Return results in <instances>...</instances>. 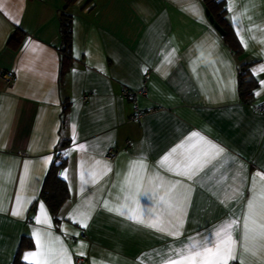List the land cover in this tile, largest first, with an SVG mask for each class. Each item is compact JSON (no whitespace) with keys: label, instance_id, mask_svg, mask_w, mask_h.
<instances>
[{"label":"crops","instance_id":"obj_1","mask_svg":"<svg viewBox=\"0 0 264 264\" xmlns=\"http://www.w3.org/2000/svg\"><path fill=\"white\" fill-rule=\"evenodd\" d=\"M62 7L0 0V264H13L23 236L27 264H224L204 249L229 236L227 264H264V113L248 103L264 101V0H225L238 55L203 0H76L63 86ZM245 63L256 82L247 101ZM142 87L135 102L121 96ZM63 138L69 195L55 224L39 194ZM198 157L210 162L178 174Z\"/></svg>","mask_w":264,"mask_h":264},{"label":"trees","instance_id":"obj_2","mask_svg":"<svg viewBox=\"0 0 264 264\" xmlns=\"http://www.w3.org/2000/svg\"><path fill=\"white\" fill-rule=\"evenodd\" d=\"M63 7L59 14V32L61 37V46L59 49V81L60 85L63 86L65 82V76L73 66V57L71 53V43H72V16L68 13V8L72 6L76 0H62ZM205 9L209 12V15L213 19V23L216 24L220 30L224 42L230 47L231 51L235 54L241 52V46L232 30L231 25L226 18V8L225 0H203ZM23 36V32L17 29L10 37L9 44L14 47L17 46ZM256 82L248 70V64H241L238 67L237 73V89L239 97L243 101H247L251 95L252 90L255 88ZM69 102L65 99L62 103L61 110V131L66 127V119L68 112ZM68 145V139L63 138L55 151V157L51 163L40 194L39 199H41L47 206L53 221L58 224L60 221L59 211L63 204L68 199V187L66 181L57 176V169L65 164V158L58 162L57 158L64 147ZM31 239L27 236H23L19 249L13 260V264H27L20 260V251L26 248H31Z\"/></svg>","mask_w":264,"mask_h":264},{"label":"snow or ice","instance_id":"obj_3","mask_svg":"<svg viewBox=\"0 0 264 264\" xmlns=\"http://www.w3.org/2000/svg\"><path fill=\"white\" fill-rule=\"evenodd\" d=\"M197 133H193V136H197ZM203 139V138H201ZM213 149L215 150L214 155H219L223 149L222 148H218L217 146L213 145L212 146ZM176 150L173 149V152H175ZM205 156H207L208 154L205 153ZM214 158V156H213ZM168 157H164V161H167ZM210 160L209 159H204L201 160L199 157L192 160L190 163L186 164L183 168V170L181 172H179V175H184L187 176L189 179L192 178V176H194L197 172H199L200 170H202V168L205 166V164L209 163ZM142 167V165H141ZM177 167H179V165H177ZM249 207L251 208L252 205L250 204ZM19 212L18 211H14L13 215H18ZM142 222V221H141ZM152 227H156L155 224L150 225ZM262 229H264V225L261 226ZM245 229H246V233H245V238H247L248 233L253 232L254 230L252 228H249L248 224H245ZM163 230V229H161ZM226 232V229L224 230ZM219 235V233H218ZM261 237H264V230L261 231L260 233ZM233 242L231 241V237L229 236L228 239L226 241H224V247H220V246H216L215 251L211 248H206L204 249V253L206 254H211L213 256L218 257L219 259L224 261V264H227V259L232 258L234 259L235 256L233 255V247H232ZM248 249H246L247 251ZM195 255L200 256L202 255L201 253L197 252L195 253ZM191 258V257H189ZM173 264H175V262H173Z\"/></svg>","mask_w":264,"mask_h":264},{"label":"built area","instance_id":"obj_4","mask_svg":"<svg viewBox=\"0 0 264 264\" xmlns=\"http://www.w3.org/2000/svg\"><path fill=\"white\" fill-rule=\"evenodd\" d=\"M3 79L5 80V82L7 84H11L13 83L15 80H16V77L14 75H12L11 73H3L2 75ZM146 92V88L145 87H142L141 89L139 90H129V89H124L121 91V96L124 97L125 99L129 100V101H132V102H135L138 98L139 95L141 94H144ZM83 99L86 100L87 99V95H84L83 96ZM254 111H257L259 113H264V101H261V102H258V103H254V102H248ZM139 113H137L135 116H134V119L135 118H138L139 117ZM114 155V152L111 150L108 152L107 156L109 158H112ZM63 159V155L62 154H59L58 155V158H57V161L60 162L61 160ZM62 171H63V168L62 166L59 167L57 169V176H61L62 174ZM83 262V259L82 258H76L75 259V264H82ZM231 264H234V263H231Z\"/></svg>","mask_w":264,"mask_h":264},{"label":"water","instance_id":"obj_5","mask_svg":"<svg viewBox=\"0 0 264 264\" xmlns=\"http://www.w3.org/2000/svg\"><path fill=\"white\" fill-rule=\"evenodd\" d=\"M205 14L207 15V17H208V20H209V22L213 25V27L221 34V30H220V28L216 25V24H214L213 23V19H212V17L209 15V12L206 10L205 11Z\"/></svg>","mask_w":264,"mask_h":264}]
</instances>
